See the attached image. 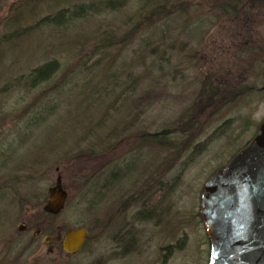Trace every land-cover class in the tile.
<instances>
[{
	"label": "rangeland",
	"instance_id": "rangeland-1",
	"mask_svg": "<svg viewBox=\"0 0 264 264\" xmlns=\"http://www.w3.org/2000/svg\"><path fill=\"white\" fill-rule=\"evenodd\" d=\"M80 1H41L19 25ZM20 2L0 0V29ZM170 3L182 11L159 33L104 50L94 69L101 56H88L90 33L119 34L123 11L64 32L31 28L0 56V257L10 264H208L202 187L264 122V52L247 49L249 40L264 46V16L255 6L231 23L201 0ZM78 37L86 41L74 44ZM50 60L59 72L30 88L31 69ZM108 77L119 85L110 88ZM226 84L255 91L232 98ZM58 175L65 205L45 216ZM78 226L88 229L86 245L66 254L62 235Z\"/></svg>",
	"mask_w": 264,
	"mask_h": 264
},
{
	"label": "water",
	"instance_id": "water-1",
	"mask_svg": "<svg viewBox=\"0 0 264 264\" xmlns=\"http://www.w3.org/2000/svg\"><path fill=\"white\" fill-rule=\"evenodd\" d=\"M66 198L58 175L43 211L59 214ZM199 215L210 240L208 264H264V122L246 147L207 178ZM40 233L36 230L34 235ZM87 237V228H69L62 235L61 248L66 254H74ZM52 240V236L43 238L44 244Z\"/></svg>",
	"mask_w": 264,
	"mask_h": 264
},
{
	"label": "trees",
	"instance_id": "trees-1",
	"mask_svg": "<svg viewBox=\"0 0 264 264\" xmlns=\"http://www.w3.org/2000/svg\"><path fill=\"white\" fill-rule=\"evenodd\" d=\"M44 0H21L12 10V15L9 16L5 20L4 25H1L0 29V56L4 55L5 52L13 51L15 46V41L24 33L30 31L31 28H44L51 31H59L63 30L66 31L70 27H76L79 21L92 18L95 16H104L108 13H118L123 11V23L122 26L124 27L122 31L118 34L119 28H110L106 27L103 30H98L94 33H90L89 37L95 38L93 41L92 47L88 48V56H92L95 54H100L99 60H96L94 64L90 67L94 69V67L100 66L102 61L106 58V54L103 53L104 50L110 51V48L115 47L118 44H125L129 42L132 38L136 36H143L147 33H150V36H154L156 33H159V24L163 23V21L169 19L173 15V13H178L182 11L183 6L181 5H173L170 3V0H81L80 2H74L70 5H65L66 7L62 6L61 8L54 9L53 11L47 12L39 18L35 23L24 25V27H20L19 21L24 13L28 15H34L35 9L39 2ZM138 3L136 6L135 3ZM133 6L132 9L126 12V8ZM204 5V4H203ZM212 9H216L218 14L222 17L225 16L227 18L231 17V13L234 9H228L226 7L217 8L216 6H212V3H209ZM129 10V9H128ZM125 12V13H124ZM230 13V14H229ZM33 26V27H32ZM163 34V33H162ZM97 37V38H96ZM82 40L84 37H78L74 44L79 43V39ZM88 38V37H87ZM149 41V35L147 37ZM86 41V40H83ZM73 43V41H71ZM71 45L70 43H68ZM73 44V45H74ZM254 44H258L255 41H251V48H261L258 45L254 46ZM79 45V44H78ZM77 45V47H78ZM149 44H145L144 42L141 46H148ZM159 45H162L159 44ZM3 47V50L1 49ZM174 46V44H173ZM11 47V48H10ZM152 47V46H151ZM165 49L164 47H162ZM158 46H155L151 50L148 48V51L152 53L154 50H157ZM4 53V54H3ZM162 56V55H161ZM3 57V56H2ZM107 63H104L102 66L105 68L107 67ZM60 63L58 60H50L48 62L42 63L31 69L28 74L27 85L30 88L37 87L41 83L49 82L54 75L59 72ZM72 70V69H71ZM69 70L68 72H74V70ZM71 73H67V77L71 75ZM18 83L15 82L13 84L18 85L20 79L18 78ZM112 81L110 84V88H116L119 85L120 79L111 77L107 78L105 82ZM127 83V82H126ZM11 82H7L2 91H9V89L13 85ZM122 84V83H121ZM233 84V83H232ZM59 85V86H58ZM61 83H56L53 88L49 91L57 90L61 88ZM107 86V85H105ZM239 87L236 90L233 85L226 84L223 90H227V93L232 96V98H236L239 95H243L242 93H249L255 91V87L253 85H248L246 87ZM106 88V87H105ZM238 88V87H237ZM210 89V88H209ZM114 91V90H113ZM109 92V91H108ZM107 93V92H106ZM3 94V93H2ZM220 95V94H219ZM218 95V97H219ZM221 95L220 97H222ZM162 136V134H159ZM151 137L157 136V134L149 135ZM48 198V196H47ZM44 212V211H43ZM45 216L54 217L55 215H51L48 213H42ZM69 229V228H68ZM51 234V231L48 232ZM0 264H10L8 259V254H4L0 257Z\"/></svg>",
	"mask_w": 264,
	"mask_h": 264
},
{
	"label": "flooded vegetation",
	"instance_id": "flooded-vegetation-1",
	"mask_svg": "<svg viewBox=\"0 0 264 264\" xmlns=\"http://www.w3.org/2000/svg\"><path fill=\"white\" fill-rule=\"evenodd\" d=\"M201 2L203 4L212 3V6H216L217 8L226 7L228 9H234V11L231 13V17H229V21H231V23H234V22L239 23L241 19L243 20L244 17H247V13L251 10L252 7H255V6H259L262 9L261 13L264 16V0H201ZM263 23H264V17H263ZM256 31H257V28L251 33L257 34L258 32ZM249 41H257V40H249ZM257 45L261 48L260 49L254 48V47L251 48V44H249L247 46V49L250 51H259L263 53L264 46H261L259 43L256 45L254 44V46H257ZM127 245H131V244H127ZM210 250H211V246H210Z\"/></svg>",
	"mask_w": 264,
	"mask_h": 264
}]
</instances>
